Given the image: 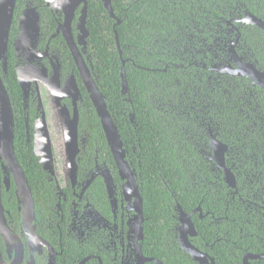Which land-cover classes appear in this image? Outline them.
<instances>
[{"label":"trees","instance_id":"16d2710c","mask_svg":"<svg viewBox=\"0 0 264 264\" xmlns=\"http://www.w3.org/2000/svg\"><path fill=\"white\" fill-rule=\"evenodd\" d=\"M110 1L113 18L101 0H86L89 52L123 148L131 157L130 140L135 147L147 255L163 264H197L177 244L176 205L223 218L210 229L211 218H191L200 247L208 242L227 255L222 264L264 253L257 228L264 214V91L212 70L227 63V48L238 39L237 54L264 74V32L238 22L248 14L264 21V0ZM7 79L18 95L14 74ZM85 99L83 112L102 135ZM211 137L227 147L235 189L211 160Z\"/></svg>","mask_w":264,"mask_h":264},{"label":"flooded vegetation","instance_id":"af4514ba","mask_svg":"<svg viewBox=\"0 0 264 264\" xmlns=\"http://www.w3.org/2000/svg\"><path fill=\"white\" fill-rule=\"evenodd\" d=\"M32 8L37 15L35 25L32 27L30 21L28 38H22L20 18L24 11ZM80 17L81 7L75 10L67 24L64 13L51 10L44 0L42 4L34 0H16L14 6L7 39L6 67L0 61V79L12 110L13 134L18 140L15 144L22 142L16 150L18 156L15 150L14 155L26 178L32 206L29 198L23 201L19 195V174L1 159L0 223L3 234L0 232V264H163L147 255L145 249L146 218L140 175L132 160V157L137 158L132 140L131 157L122 145L128 169L120 171L103 131L101 135L93 127L89 113L83 112L85 98L91 101L77 64L80 57L93 80L96 83L97 80L93 75L86 19L82 25ZM9 72L14 74L18 95H13L8 84ZM128 117L133 124L132 115ZM75 119L78 150L76 168L71 172L64 136L70 134V129H65L66 124ZM39 132H45L48 144L43 148L48 146L50 153L48 162L43 161V164L42 158L34 155L35 134ZM136 164L139 167V160ZM175 212L179 249L197 264H222L224 256L218 254L212 244L205 242L204 248L200 247L191 218L195 214L200 220L211 218L209 229L211 224L223 218L217 220L213 214L203 213L200 207L186 213L191 214L195 231L191 236L179 223L176 209ZM260 219L257 228L264 237V214ZM183 236L206 256L203 262L194 261L180 247L178 240ZM224 252L227 254V249ZM244 256L240 264H243ZM261 262L264 258L248 259L249 264H264Z\"/></svg>","mask_w":264,"mask_h":264},{"label":"water","instance_id":"95a60500","mask_svg":"<svg viewBox=\"0 0 264 264\" xmlns=\"http://www.w3.org/2000/svg\"><path fill=\"white\" fill-rule=\"evenodd\" d=\"M45 5L48 6L51 10L60 11L64 13L65 22L68 24L76 9L81 7V21L82 25L85 24L86 14H87V2L86 0H44ZM105 10L109 13L110 17L113 18L111 1L110 0H101ZM16 0H0V61H3L4 68L6 67V51H7V39L9 27L12 20L13 10ZM37 15L35 16V9H27L23 12L20 18V29L21 37L28 38L30 24L32 22V27L35 25ZM238 22L256 26L264 32V21L258 19L253 15H246L243 19ZM119 22L116 21V24ZM86 31V30H85ZM88 34V32L86 31ZM238 44V39L230 43V48L228 50V61L226 64L219 66L218 68L213 67L212 70L216 71L219 74L228 75L231 77L247 78L251 80L253 86H258L261 90L264 91V74L259 71L252 63L245 61L244 58L239 56L236 51V46ZM70 45V43H69ZM79 71L83 80L84 87L88 94V97L92 103L96 116L99 119L101 129L104 133L107 145L111 151L113 159L120 171L128 169V166L124 160V149L122 148V143L119 138L118 131L110 117V114L107 110V106L104 101V96L101 93L99 87L97 86L95 80L91 77L89 70L85 67L82 58L80 57L79 62H77ZM19 82L21 81L20 76H18ZM121 89L122 94L127 92V85L124 78L123 71L121 72ZM76 125L77 119L70 121L66 124L65 129L70 132L69 135L64 136L66 142V155L67 161L69 162V167L71 172L75 171V156L77 154V145H76ZM13 115L11 106L9 103V98L4 88V85L0 79V160H5L10 166H13L16 172L19 174L18 192L23 201L29 198V201L32 206L30 190L24 177L18 162L14 155L13 149ZM47 137L45 132H39L35 134L34 140V155L36 157H41V163L43 161L49 160V150L43 148L45 144H48ZM71 145V147H70ZM210 146L212 150L211 160L215 162L217 168L221 169L224 174V179L228 184L229 188L234 189L235 187V178L229 168L225 165V153L227 147L221 142L217 141L215 138L210 139ZM39 152L41 154H39ZM48 162V161H46ZM141 203V202H140ZM176 211L178 213V221L185 228L186 234L194 235V227L191 223V214L184 213L179 205H176ZM0 216H1V207H0ZM33 216L31 212V217ZM24 219H27V216L24 215ZM28 220H30L28 216ZM1 221V217H0ZM0 232L3 234L0 223ZM180 247L188 253L194 261L199 263L203 262L206 259V256L202 255L191 246L188 242L187 236L180 237L179 240ZM264 258V255L255 256L252 254H246L243 258V264H249L248 259ZM159 264V263H158Z\"/></svg>","mask_w":264,"mask_h":264}]
</instances>
